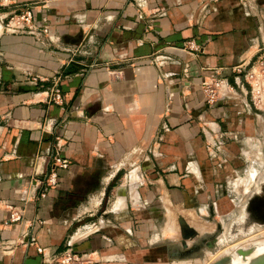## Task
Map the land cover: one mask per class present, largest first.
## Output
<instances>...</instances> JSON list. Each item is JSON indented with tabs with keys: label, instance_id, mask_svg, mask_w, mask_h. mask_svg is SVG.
Segmentation results:
<instances>
[{
	"label": "crops",
	"instance_id": "1",
	"mask_svg": "<svg viewBox=\"0 0 264 264\" xmlns=\"http://www.w3.org/2000/svg\"><path fill=\"white\" fill-rule=\"evenodd\" d=\"M24 4L47 32L3 28ZM0 27V264H38L32 240L51 251L72 242L94 252V264L136 263V240L125 250L131 225L107 213L125 214L133 200L152 216L198 197L188 182L205 186V172L222 169L217 151L238 161L220 139L264 127L245 88L214 105L200 88L202 76L231 81L254 58L264 0H0ZM54 85L60 103L49 97ZM56 143L69 166L40 197ZM117 178L116 204L86 220Z\"/></svg>",
	"mask_w": 264,
	"mask_h": 264
},
{
	"label": "rangeland",
	"instance_id": "2",
	"mask_svg": "<svg viewBox=\"0 0 264 264\" xmlns=\"http://www.w3.org/2000/svg\"><path fill=\"white\" fill-rule=\"evenodd\" d=\"M253 108L264 117V110L254 106ZM232 134L220 139L222 143L217 146L232 144L238 161L233 165L228 159L223 160L225 157L217 151L216 157L223 161V167L216 170V175L212 169L215 180H211V172L206 171L205 174L209 175L205 176L202 182L205 186L197 187L199 183L192 177L188 182L187 187L191 192L194 188L199 190L198 197L192 193L183 197L182 201L167 202L163 206L160 205L159 210L152 216L133 200L130 203L133 208L127 204L125 214L107 213L111 217L109 218L111 222L119 220L121 223L131 225L130 228L127 225L130 230H126V253L130 252L132 255L134 251L129 245L131 243L129 239H135L136 248H140H138L140 257L136 256L134 261L136 263L133 264H210L220 257L215 254L224 248L252 236L262 238L264 222H259L252 210L259 213L264 206V127L255 128L251 135H244L237 130H233ZM209 139L207 146L216 151V146L213 145L216 138ZM123 174L121 171L118 176ZM132 174L133 172L129 173L130 176ZM118 179L114 181L116 188L108 196V200L104 202L103 197L98 199L97 210L105 206L106 211L114 205L118 196ZM194 222L200 227L193 225ZM186 229L191 232L186 233ZM248 247L252 248L250 245ZM245 249L239 246L236 251L248 252L246 251L248 249ZM159 254L165 257L162 262L157 258ZM236 254L240 255L238 252Z\"/></svg>",
	"mask_w": 264,
	"mask_h": 264
},
{
	"label": "built area",
	"instance_id": "3",
	"mask_svg": "<svg viewBox=\"0 0 264 264\" xmlns=\"http://www.w3.org/2000/svg\"><path fill=\"white\" fill-rule=\"evenodd\" d=\"M3 28L12 33L23 32H47V26L40 25L32 12L31 4L24 6L17 12H13L6 17ZM40 26V28H39ZM195 44H190L189 49ZM236 87L245 88L250 96L252 105L264 110V41L256 45L254 58L247 64L236 65L233 68L231 81L218 75L202 76L200 88L208 105H214L217 100L227 93L233 92ZM50 99L55 103L62 101L61 91L58 86H52ZM50 160L43 176L37 181L39 186L38 195L44 197L48 189L54 188L58 184V170L69 166L67 158L61 156L60 146L56 143L50 152ZM21 214L17 211L10 214V219L18 220ZM31 225V224H29ZM35 246V250L41 255L38 264H94L97 256L94 252H85L78 249L72 242H67L66 246L58 251H51L41 245H35V241H30Z\"/></svg>",
	"mask_w": 264,
	"mask_h": 264
},
{
	"label": "bare ground",
	"instance_id": "4",
	"mask_svg": "<svg viewBox=\"0 0 264 264\" xmlns=\"http://www.w3.org/2000/svg\"><path fill=\"white\" fill-rule=\"evenodd\" d=\"M1 28V27H0ZM133 175H135V174H133ZM132 179L134 180V178H133V176H132ZM116 199V198H115ZM119 199V198H118ZM120 199H122V196H120ZM122 200H124V199H122ZM118 202H119V200H117ZM118 202H117V204H118ZM115 203V202H114ZM116 204V203H115ZM121 204V203H120ZM116 206V205H115ZM120 206V205H119ZM119 208V207H118ZM170 217V216H169ZM187 217V216H186ZM187 218H189V217H187ZM189 219H191V218H189ZM188 220V219H187ZM190 221V220H189ZM193 221V220H192ZM187 222V221H186ZM169 224V223H168ZM191 225H192V223H191ZM193 225H195V226H198L197 224H195V222H194V224ZM199 227H200V225H199ZM170 228H171V226H170ZM200 229V228H199ZM186 231V233H189V231L186 229L185 230ZM263 232V231H262ZM246 239V238H245ZM240 241V240H239ZM241 241H242V239H241ZM228 245V244H227ZM250 245V247H252V248H250L249 249V246ZM226 246V245H225ZM239 246H241L242 247V249H244V248H246V249H248V250H246V251H248V252H246L245 253V251H244V254L246 255H243L242 256V258L240 257V255L238 256L237 254H236V249L237 248H239ZM248 247V248H247ZM223 248V247H222ZM220 250V249H219ZM215 252V251H214ZM239 253V252H238ZM215 254V253H214ZM264 254V232H263V234H262V238H256L255 236H252V237H250V238H248V239H246V240H244V241H242V242H239V243H236V244H234V245H231V246H228V247H226V248H224L223 250H221V251H219V252H217L215 255H217V256H222V255H224V256H226V260H225V262L223 263V264H249L250 263V261L253 259V258H256L257 256H259V255H263ZM214 257V256H213ZM216 257V256H215ZM220 257H218V258H220ZM217 258V257H216ZM194 261V260H193ZM198 262V261H197ZM193 264V263H192ZM197 264V263H196Z\"/></svg>",
	"mask_w": 264,
	"mask_h": 264
},
{
	"label": "water",
	"instance_id": "5",
	"mask_svg": "<svg viewBox=\"0 0 264 264\" xmlns=\"http://www.w3.org/2000/svg\"><path fill=\"white\" fill-rule=\"evenodd\" d=\"M101 214H102V210H100L97 214H93V215L88 216V218H86V220H95ZM189 229H188V231L191 232ZM237 252H239L240 254H244V250L243 251L237 250ZM225 260H226V256H223L221 258H218L217 260H214L210 264H223L225 262ZM249 264H264V254L257 256L256 258H253Z\"/></svg>",
	"mask_w": 264,
	"mask_h": 264
},
{
	"label": "flooded vegetation",
	"instance_id": "6",
	"mask_svg": "<svg viewBox=\"0 0 264 264\" xmlns=\"http://www.w3.org/2000/svg\"><path fill=\"white\" fill-rule=\"evenodd\" d=\"M263 205H264V204H263ZM253 210H254V209H253ZM253 210H252V212H253L254 217H255V218L257 217L259 220H258L257 218H256V219H257L259 222H260V221H263V222H264V206L261 207V211H262V212L256 213V211H255V210L253 211Z\"/></svg>",
	"mask_w": 264,
	"mask_h": 264
}]
</instances>
